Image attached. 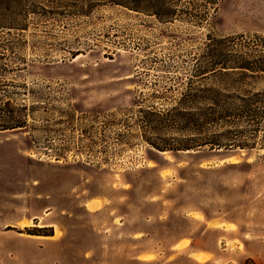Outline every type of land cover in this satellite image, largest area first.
<instances>
[{"label":"rangeland","instance_id":"rangeland-1","mask_svg":"<svg viewBox=\"0 0 264 264\" xmlns=\"http://www.w3.org/2000/svg\"><path fill=\"white\" fill-rule=\"evenodd\" d=\"M209 14L0 0V264H264V115L235 127L249 149L159 152L140 125L209 86L211 40L264 55V0Z\"/></svg>","mask_w":264,"mask_h":264},{"label":"trees","instance_id":"trees-1","mask_svg":"<svg viewBox=\"0 0 264 264\" xmlns=\"http://www.w3.org/2000/svg\"><path fill=\"white\" fill-rule=\"evenodd\" d=\"M96 1L154 17L162 24L171 23L181 16L201 24L210 17V9L216 12L219 0H196L208 7L207 13L200 16L181 9L183 3L194 0ZM209 43L202 55V66L194 76L201 79V82L208 80L209 86L206 84L199 89H189L182 94L177 105L166 112L141 111V129L160 136L159 142L145 141L159 152L252 147L247 140L240 141L244 131L235 127L254 123L257 126L263 119L264 87L257 91L250 87L259 79L264 80V55L240 53L231 37L211 40ZM12 125L14 123L0 128L5 130L16 127ZM168 133L174 136L168 137Z\"/></svg>","mask_w":264,"mask_h":264},{"label":"bare ground","instance_id":"bare-ground-1","mask_svg":"<svg viewBox=\"0 0 264 264\" xmlns=\"http://www.w3.org/2000/svg\"><path fill=\"white\" fill-rule=\"evenodd\" d=\"M230 161L233 162L234 159H231ZM228 162H229V161H228ZM232 162H230V163H232ZM234 163H235V162H234ZM87 205H88V204H87ZM89 209H90V210L95 209L94 205H91V204H90ZM24 226H25V225H24ZM194 257H195L196 260H198V261H200V262H201V261H204V257L201 256L200 254H197V255H195Z\"/></svg>","mask_w":264,"mask_h":264}]
</instances>
